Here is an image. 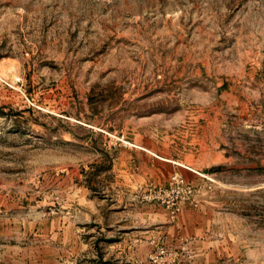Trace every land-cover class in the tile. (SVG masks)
I'll use <instances>...</instances> for the list:
<instances>
[{"label":"rangeland","instance_id":"374dc122","mask_svg":"<svg viewBox=\"0 0 264 264\" xmlns=\"http://www.w3.org/2000/svg\"><path fill=\"white\" fill-rule=\"evenodd\" d=\"M161 248L264 264V0H0V264Z\"/></svg>","mask_w":264,"mask_h":264},{"label":"built area","instance_id":"2783aa9c","mask_svg":"<svg viewBox=\"0 0 264 264\" xmlns=\"http://www.w3.org/2000/svg\"><path fill=\"white\" fill-rule=\"evenodd\" d=\"M176 181H180L181 183H184V179L182 178H178ZM190 192V189H189ZM173 261H175V259H172ZM150 261L154 264H165L167 263V252L165 249L161 248L158 249L156 252H153L150 255Z\"/></svg>","mask_w":264,"mask_h":264},{"label":"crops","instance_id":"0c3cea01","mask_svg":"<svg viewBox=\"0 0 264 264\" xmlns=\"http://www.w3.org/2000/svg\"><path fill=\"white\" fill-rule=\"evenodd\" d=\"M122 237H124V235L122 236ZM137 237L138 236H134V235H132L130 238H131V240H132V242H134V244H135V241L137 242ZM138 241H139V239H138ZM138 259H136V261H137ZM132 264H134V254L132 255Z\"/></svg>","mask_w":264,"mask_h":264}]
</instances>
